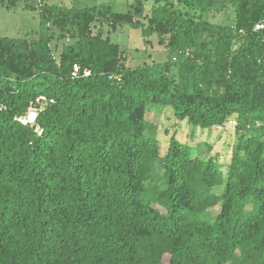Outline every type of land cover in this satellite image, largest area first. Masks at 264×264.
Masks as SVG:
<instances>
[{
    "label": "trees",
    "instance_id": "obj_1",
    "mask_svg": "<svg viewBox=\"0 0 264 264\" xmlns=\"http://www.w3.org/2000/svg\"><path fill=\"white\" fill-rule=\"evenodd\" d=\"M38 7L31 36L0 35V264H264V0ZM105 26L168 59L129 65ZM152 103L234 118L227 176L175 134L162 153Z\"/></svg>",
    "mask_w": 264,
    "mask_h": 264
},
{
    "label": "rangeland",
    "instance_id": "obj_2",
    "mask_svg": "<svg viewBox=\"0 0 264 264\" xmlns=\"http://www.w3.org/2000/svg\"><path fill=\"white\" fill-rule=\"evenodd\" d=\"M32 1V0H29ZM35 4L36 8L26 7L25 0H18L13 7H7V0H0V35L11 37L31 36L34 31L40 29L41 19L39 12V1ZM48 3L61 5L74 4L76 6L111 5L115 11H125L129 0H44ZM133 1V0H130ZM151 3H146V11H150ZM207 18L216 23H234L235 9L230 6L227 10L217 13L215 16L209 15ZM54 30V28H53ZM110 30V31H109ZM105 33L111 39L120 43L128 56L129 65H138L143 62L154 63L164 62L168 59L167 51L164 46L158 43L156 36L152 37L150 44H145L140 29H132L128 26L120 27L116 31H111L105 26ZM56 35V34H55ZM56 40L53 41L55 43ZM61 44V43H59ZM35 111H29L24 119L33 122ZM148 119L158 123V127L149 131L161 143L162 153L169 145L170 137L175 134L181 141L197 148L203 157H215L221 170L226 177L229 170V162L232 155L233 143L236 138L234 118L227 121L223 126H216L211 129H202L188 121L178 120L173 114L172 109L163 107L159 104H149ZM33 118V119H32ZM161 173V169H159ZM214 192L221 194L224 185H218ZM219 211V207L213 208L210 216L213 217Z\"/></svg>",
    "mask_w": 264,
    "mask_h": 264
},
{
    "label": "built area",
    "instance_id": "obj_3",
    "mask_svg": "<svg viewBox=\"0 0 264 264\" xmlns=\"http://www.w3.org/2000/svg\"><path fill=\"white\" fill-rule=\"evenodd\" d=\"M260 28H264V23H259L256 25V29H260ZM35 113V112H34ZM36 114V113H35ZM36 116H34V120H35ZM33 119V118H32ZM20 120L23 122V123H27L29 122V119H24L23 118H20Z\"/></svg>",
    "mask_w": 264,
    "mask_h": 264
}]
</instances>
